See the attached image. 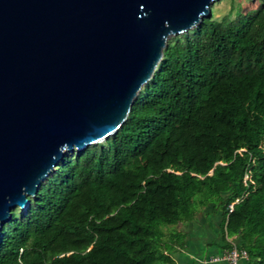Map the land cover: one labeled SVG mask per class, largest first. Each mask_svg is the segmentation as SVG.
Masks as SVG:
<instances>
[{"label":"trees","instance_id":"trees-1","mask_svg":"<svg viewBox=\"0 0 264 264\" xmlns=\"http://www.w3.org/2000/svg\"><path fill=\"white\" fill-rule=\"evenodd\" d=\"M230 12L168 38L117 130L11 209L0 264H167L178 224L209 204L264 264V0Z\"/></svg>","mask_w":264,"mask_h":264},{"label":"water","instance_id":"water-1","mask_svg":"<svg viewBox=\"0 0 264 264\" xmlns=\"http://www.w3.org/2000/svg\"><path fill=\"white\" fill-rule=\"evenodd\" d=\"M214 0H0V228L65 152L124 120Z\"/></svg>","mask_w":264,"mask_h":264},{"label":"crops","instance_id":"crops-1","mask_svg":"<svg viewBox=\"0 0 264 264\" xmlns=\"http://www.w3.org/2000/svg\"><path fill=\"white\" fill-rule=\"evenodd\" d=\"M223 216L213 204L198 209L195 216L177 229L184 233L182 246H174L168 253L167 264H227L226 260H211L227 250L232 236H223L221 224ZM246 258H239L238 264H246Z\"/></svg>","mask_w":264,"mask_h":264},{"label":"rangeland","instance_id":"rangeland-1","mask_svg":"<svg viewBox=\"0 0 264 264\" xmlns=\"http://www.w3.org/2000/svg\"><path fill=\"white\" fill-rule=\"evenodd\" d=\"M259 0H214L211 2V12L213 16L221 18L229 13L230 16L234 15V12H230L231 6L240 5L241 10L245 11L249 8H253L258 5ZM171 37V36H170ZM169 37V38H170Z\"/></svg>","mask_w":264,"mask_h":264},{"label":"built area","instance_id":"built-area-1","mask_svg":"<svg viewBox=\"0 0 264 264\" xmlns=\"http://www.w3.org/2000/svg\"><path fill=\"white\" fill-rule=\"evenodd\" d=\"M246 180H250L249 174H245L244 181ZM231 207L232 203L229 204V208ZM229 243H231V247L229 249L225 250L221 256L212 257L211 260L224 259L226 260L227 264H238L239 258H247L246 252L244 250L238 249L233 240H230Z\"/></svg>","mask_w":264,"mask_h":264}]
</instances>
